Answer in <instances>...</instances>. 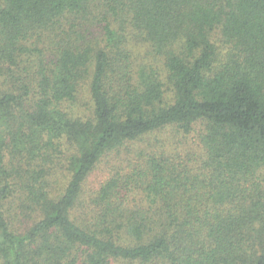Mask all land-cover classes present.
<instances>
[{
  "label": "trees",
  "instance_id": "16d2710c",
  "mask_svg": "<svg viewBox=\"0 0 264 264\" xmlns=\"http://www.w3.org/2000/svg\"><path fill=\"white\" fill-rule=\"evenodd\" d=\"M263 171L264 0H0V264H264Z\"/></svg>",
  "mask_w": 264,
  "mask_h": 264
},
{
  "label": "rangeland",
  "instance_id": "374dc122",
  "mask_svg": "<svg viewBox=\"0 0 264 264\" xmlns=\"http://www.w3.org/2000/svg\"><path fill=\"white\" fill-rule=\"evenodd\" d=\"M214 39H215L217 45L219 46V51H220L221 53H224L225 50H226V45H224V43H223V40H222L223 38H222V36H221V31H220V29H218V30L216 31V33H214ZM85 96H86V94H85ZM84 101H87V96H86V98L84 99ZM85 104H86V102H85ZM80 109L85 110V109H86V106L83 105L82 107H80ZM170 131H172V129H171V128H168V129H166V130L156 131V132L152 133V135H150V136H151V138H153L154 140H155L156 138H159V139L161 140V139L165 138V136L167 135V134L164 133V132H170ZM196 136H198V134L193 132V134H192L191 136H189V140H190V141L194 140V142H195V141L198 139ZM155 141H156V140H155ZM111 159H113V158L105 159V160H104V161H103V162L97 167V169H96L95 172L93 173L92 180L96 181V180H98V178L103 177L104 175L108 174V172L110 171V167H109V166H110V163H109V160H111ZM113 163H116V162H113ZM113 163H112V164H113ZM263 174H264V171H263ZM263 179H264V177H263Z\"/></svg>",
  "mask_w": 264,
  "mask_h": 264
}]
</instances>
